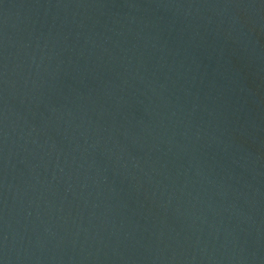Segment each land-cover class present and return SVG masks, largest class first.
Returning <instances> with one entry per match:
<instances>
[{
	"label": "water",
	"instance_id": "obj_1",
	"mask_svg": "<svg viewBox=\"0 0 264 264\" xmlns=\"http://www.w3.org/2000/svg\"><path fill=\"white\" fill-rule=\"evenodd\" d=\"M0 264H264V0H0Z\"/></svg>",
	"mask_w": 264,
	"mask_h": 264
}]
</instances>
